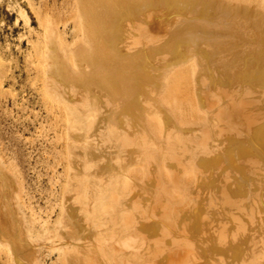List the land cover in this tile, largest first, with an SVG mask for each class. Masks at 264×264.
<instances>
[{
	"label": "bare ground",
	"instance_id": "obj_1",
	"mask_svg": "<svg viewBox=\"0 0 264 264\" xmlns=\"http://www.w3.org/2000/svg\"><path fill=\"white\" fill-rule=\"evenodd\" d=\"M22 1L0 95L30 77L62 172L34 207L0 154V258L264 264V0Z\"/></svg>",
	"mask_w": 264,
	"mask_h": 264
},
{
	"label": "rangeland",
	"instance_id": "obj_2",
	"mask_svg": "<svg viewBox=\"0 0 264 264\" xmlns=\"http://www.w3.org/2000/svg\"><path fill=\"white\" fill-rule=\"evenodd\" d=\"M16 1L27 11L29 25L34 29H41L25 3L22 0ZM32 1L38 4L41 0ZM67 1L46 0L47 6H42V9L47 11L45 9L50 5L48 12L53 10V13L61 16L69 10L70 2ZM14 3L15 0H0V47L8 44V48L4 49L7 53L5 62L12 66L18 62L20 66L21 55L18 51L26 49V34L18 39L25 32V27L19 19L14 23L17 15L12 7ZM69 35L70 40L76 39L74 33ZM8 75L13 92L0 95V154L6 161L13 163L12 171L16 168L14 173L20 178L23 198L29 200L34 207H47L48 210L54 202L53 194L56 195L61 182L58 175L62 172V166L56 163L55 158L60 155L62 148L55 145L54 128L45 119L46 112L40 100V92L33 87L30 77L13 67ZM4 87L9 88L10 84L5 83ZM38 253L39 264H56V256L49 254L45 247ZM0 264L8 263L2 257Z\"/></svg>",
	"mask_w": 264,
	"mask_h": 264
}]
</instances>
